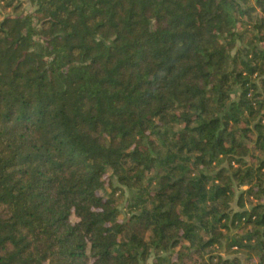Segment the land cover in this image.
<instances>
[{"label": "trees", "instance_id": "trees-1", "mask_svg": "<svg viewBox=\"0 0 264 264\" xmlns=\"http://www.w3.org/2000/svg\"><path fill=\"white\" fill-rule=\"evenodd\" d=\"M0 264H264V0H0Z\"/></svg>", "mask_w": 264, "mask_h": 264}, {"label": "rangeland", "instance_id": "rangeland-1", "mask_svg": "<svg viewBox=\"0 0 264 264\" xmlns=\"http://www.w3.org/2000/svg\"><path fill=\"white\" fill-rule=\"evenodd\" d=\"M234 208H236L235 206H233Z\"/></svg>", "mask_w": 264, "mask_h": 264}]
</instances>
